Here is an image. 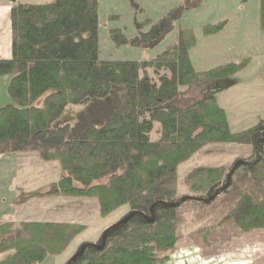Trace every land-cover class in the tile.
Wrapping results in <instances>:
<instances>
[{
  "label": "trees",
  "instance_id": "obj_1",
  "mask_svg": "<svg viewBox=\"0 0 264 264\" xmlns=\"http://www.w3.org/2000/svg\"><path fill=\"white\" fill-rule=\"evenodd\" d=\"M52 1L11 8V56L0 59V77L11 76V104L0 108V156L34 153L42 162H56L60 170L57 182L26 194L22 201L94 199L100 218L123 206L150 218L152 205L178 202L177 169L204 147L252 149L214 201H189L175 208L157 205L151 223L132 217L107 233L102 250L88 247L70 264H167L177 250L180 209L186 204L204 216L217 210V226L225 224L241 234L264 230V119L233 133L210 92L228 87L248 61L196 72L189 58L195 46L190 31H179L175 43L151 62L101 61L98 0ZM201 1L186 0L147 32L135 22L131 41L118 30L110 38L117 47L153 49L185 10ZM260 23L264 30V0ZM223 28V23L205 26L202 34L214 36ZM194 87L203 88L202 97L177 104L179 90ZM77 108L81 110L73 120L65 116ZM155 124L157 140L151 141ZM228 171L197 168L185 185L192 196L208 199L227 183ZM85 230L79 224L0 220V264H42L61 255ZM214 230L204 228L198 235L205 242Z\"/></svg>",
  "mask_w": 264,
  "mask_h": 264
},
{
  "label": "rangeland",
  "instance_id": "obj_2",
  "mask_svg": "<svg viewBox=\"0 0 264 264\" xmlns=\"http://www.w3.org/2000/svg\"><path fill=\"white\" fill-rule=\"evenodd\" d=\"M185 1L98 0L99 59L151 62L175 43L179 31H190L196 47L189 51V58L196 72L212 70L230 62L248 61L246 68L233 77L228 87L210 92L218 105L226 110L233 133L255 126L264 119V30L260 23V0H202L197 8L185 10L181 19L174 23L172 32L153 49L129 45L117 47L111 40V32L118 30L131 41L136 36L135 22L144 25L143 32H147L151 24ZM34 2L50 4L53 1ZM221 23L224 24L222 32L212 37L203 36V27ZM148 74L152 76V70ZM10 80L9 75L0 77V108L11 104L7 92ZM218 87L221 88L222 84ZM202 89H180L177 104L188 105L199 100ZM79 110L68 109L65 116L73 120ZM157 128L155 124L150 134L151 141L157 140ZM251 155L249 146L212 144L204 147L178 167L177 197L192 196L185 185V178L191 171L223 168L227 172L236 160H246ZM59 176L56 162H42L34 153L0 156V218L12 217L21 221L37 212L50 214L55 219L63 217L86 227L61 256L48 257L42 264H64L82 244H96L106 228L129 213L128 207L123 206L106 218H100L97 202L86 198L22 201L30 192L46 190L49 184L58 181ZM216 211L204 216L192 205L182 206V221L178 227L180 238L170 264H264V230L241 234L225 224L217 226L220 217ZM210 227H215V230L204 242V236L198 235V231Z\"/></svg>",
  "mask_w": 264,
  "mask_h": 264
},
{
  "label": "crops",
  "instance_id": "obj_3",
  "mask_svg": "<svg viewBox=\"0 0 264 264\" xmlns=\"http://www.w3.org/2000/svg\"><path fill=\"white\" fill-rule=\"evenodd\" d=\"M32 1L33 0H0V59H9L11 56V41H12L11 22H10V10H11V8L18 3L27 4V5H37L38 4V2L32 3ZM216 35H214V36H216ZM209 37H212V36H209ZM195 47H196V45L194 46V48ZM227 64H229V63H227ZM202 72H204V71H202ZM223 110L225 112L228 125H229V127H231L230 122L228 121L226 110L225 109H223ZM43 215H46V216H43ZM0 220L3 223H8V222H12V223L39 222V223L77 224L74 221L69 222L68 220H64L63 217H61L59 219H55V218H52L50 214H41V213H37V212H34V215H32V216L29 215L24 220H21V221H18L17 219H14L12 217H8L5 220L0 218ZM76 239L77 238H75L70 244H72ZM3 257H4L3 255H0V261L3 259ZM57 257L58 256H56V258ZM170 263H171V259L167 264H170ZM53 264H56V262H54Z\"/></svg>",
  "mask_w": 264,
  "mask_h": 264
},
{
  "label": "water",
  "instance_id": "obj_4",
  "mask_svg": "<svg viewBox=\"0 0 264 264\" xmlns=\"http://www.w3.org/2000/svg\"><path fill=\"white\" fill-rule=\"evenodd\" d=\"M243 163L242 160H236L233 165L231 166L230 170L228 171L227 175H226V181L227 183L221 187L220 189L216 190L214 192V194L209 197L208 199H203V198H198V197H194V196H183L181 197L178 202L176 203H171V204H167V203H164V202H158L154 205H152V207L150 208V215L151 217L150 218H147V216H145L144 214L140 213V212H136V211H130L124 218H122L118 223L106 228L102 234H101V239H100V245H97V244H90V243H85V244H82L81 247L79 248V250L65 263V264H70L72 261H74L77 257L81 256L84 252V250L88 247H91V248H95L97 250H102L104 245H105V241H106V236H107V233L119 226V225H122V224H125L127 223L132 217L134 216H140L142 217L143 219H145L148 223H151L152 220H153V217H154V214H153V210L155 208V206L157 205H163V206H166V207H170V208H175V207H178L180 205H182L183 203L185 202H189V201H192V202H200V203H205V204H208L212 201H214L220 194L221 191H223L228 183H229V180H230V177L231 175L234 173V171Z\"/></svg>",
  "mask_w": 264,
  "mask_h": 264
}]
</instances>
